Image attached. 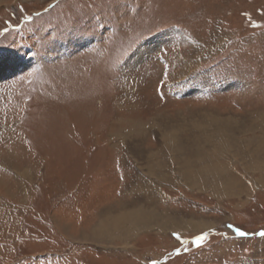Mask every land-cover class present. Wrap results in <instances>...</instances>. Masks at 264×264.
I'll return each instance as SVG.
<instances>
[{"label": "rangeland", "instance_id": "1", "mask_svg": "<svg viewBox=\"0 0 264 264\" xmlns=\"http://www.w3.org/2000/svg\"><path fill=\"white\" fill-rule=\"evenodd\" d=\"M0 66V264H264V0H0Z\"/></svg>", "mask_w": 264, "mask_h": 264}, {"label": "bare ground", "instance_id": "2", "mask_svg": "<svg viewBox=\"0 0 264 264\" xmlns=\"http://www.w3.org/2000/svg\"><path fill=\"white\" fill-rule=\"evenodd\" d=\"M4 68V67H3ZM2 68V66H0V74L1 73H3V72H5V69H3ZM261 119V118H260ZM238 128L239 127H237L236 129H232V128H230V130L229 131H227L226 132V129H224V130H222V131H220V132H218L216 135H218V134H220L219 136H220V138H218V139H216L217 141H218V145H219V148H220V150H223V152H225L226 150L227 151H231L232 149L233 150H238L239 151V153H240V156H241V160L242 161H246L245 159H246V157H250V144H248V142L250 141V140H248L247 142H245V143H240L238 140H234V138L231 136V134H236V135H240V134H242V131H240V129H239V133L238 132H236L237 130H238ZM229 133H231V134H229ZM166 136H165V140L167 141V144L169 145L168 147L172 150V151H175L176 153H178V154H181V152L182 151H180V149H179V145L177 144V141L175 140V139H173V136L171 135L172 134V132H166ZM261 134H264V128H262V130H261ZM129 137V136H128ZM224 137V138H223ZM263 138V139H262ZM262 140L259 138L258 139V141H259V145L261 144V146H259V149H261L260 151H261V154H262V156L264 157V135L262 136ZM250 143V142H249ZM235 147H236V149H235ZM250 150V151H249ZM255 150V149H254ZM254 150H252V152L254 151ZM259 151V152H260ZM258 152V151H257ZM188 155H186V157H187ZM148 157H152V155H150V156H146L145 158H146V160H147V162H148ZM205 157V156H204ZM204 157L202 158V160L203 161H205V160H210V159H212V158H210V157H205L206 159L204 160ZM197 160H199V158L198 157H196V158H194L193 160H192V158L190 157V156H188L187 158H183V159H181V161H184L186 164H188V163H190V162H194V163H198V161ZM178 161V160H177ZM176 161V162H177ZM254 162H257L256 160L254 161ZM261 162V161H260ZM148 163H150V162H148ZM193 163V164H194ZM208 163H211V165L212 164H214V161H212V160H210ZM226 164V163H225ZM260 164V163H259ZM182 165V164H181ZM187 166H190V165H187ZM154 167H157V168H154ZM161 168H163V166H157V165H155V166H153V165H149L148 167H147V172H148V175L150 174L152 177H156V178H154V179H156V180H158V178H157V176H158V174H156L155 172H159V170L161 169ZM165 168V167H164ZM202 170L204 169V168H201ZM208 170V169H207ZM210 170V169H209ZM214 169H212V171H213ZM248 170H250V172H258L259 170L257 169V168H252V167H248ZM188 171V170H187ZM200 171V170H199ZM199 171H194L195 173H193V171H188V174H186V175H183V177H184V181H185V183L186 184H188V186H190V187H194V188H198V184H200V187H201V185H204V186H210V185H212V186H215V187H218V186H221V189L224 191V192H227V193H234L233 191V188H234V185H236V184H238V183H235L236 182V176L233 174L232 175V173H230V172H228L227 173V175H228V177H226L227 175H224L222 172V170H217V169H215V172L213 173L211 170V172L213 173L212 174V176L211 177H206V178H203L202 177V179L200 178V177H198L197 176V174L199 173ZM205 171V170H204ZM203 171V173H206V172H204ZM246 172H247V170H245ZM198 172V173H197ZM260 172H261V174H262V176L264 175V171H262V169L260 170ZM197 173V174H196ZM247 176V175H246ZM250 176V175H249ZM248 176V177H249ZM255 176V175H254ZM262 176H260L261 178H263V180H261V181H258L259 179H257V183L256 184H261V183H263L264 182V176L262 177ZM210 180V181H209ZM208 181V182H207ZM221 181H224L223 183H220ZM228 181V182H227ZM200 182H202V183H200ZM264 185V184H263ZM205 189V188H204ZM219 191H220V188H219ZM141 204V203H140ZM142 205V204H141ZM132 208V207H131ZM139 208V207H138ZM133 209V208H132ZM151 209V208H150ZM137 210V209H136ZM146 210V209H145ZM126 211V210H125ZM131 211V210H130ZM147 211V210H146ZM139 214V212H134L133 213V217L134 218H136V216L135 215H137V214ZM138 216V218L136 219V220H140V221H146V219H148L149 221H151L152 220V218H156V217H160L161 215H159L157 212L155 213V212H151V213H148V212H143L142 214L140 213L139 215H137ZM162 216H163V218H162ZM161 216V218H162V221L161 222H158V221H156L155 223H157V224H159V225H161L162 227L161 228H163L164 227V229L168 226V224L169 223H172L173 224V226H176V227H174L175 228V232H181L182 231V225H178V224H176L175 222H172V220L171 219H169L167 222H165L164 220L166 219L165 218V215H162ZM130 218L133 220V218L128 214V213H123V214H119V216H116L115 217V225L116 226H118L119 224L118 223H121L122 221H124V220H130ZM135 220V219H134ZM133 220V221H134ZM111 223V222H110ZM142 223V222H141ZM146 224H148L147 222H145ZM168 223V224H167ZM180 223H182V222H180ZM108 224H109V222H108ZM146 224H144V223H142V224H140L139 226H138V224H131L133 227V229H136L137 231H140V227L141 226H144V228L146 229L147 227V225ZM101 224H99V226H100ZM105 225L107 226V223H105ZM113 225V224H112ZM125 226L124 224H121L120 226ZM98 226V227H99ZM105 226V227H106ZM104 227V226H103ZM112 227V226H111ZM181 227V228H180ZM126 228H128V227H126ZM129 228H130V226H129ZM100 229H101V227H100ZM99 229V230H100ZM116 229V228H115ZM148 229V228H147ZM135 231V230H134ZM97 232V231H96ZM100 232V231H99ZM105 232H107V231H105ZM170 232H172V231H170ZM101 233H103L102 232V230H101ZM96 234V233H95ZM104 234V233H103ZM107 234V236H108V233H106ZM100 235V234H99ZM105 236V235H104ZM110 237V236H109ZM108 237V238H109Z\"/></svg>", "mask_w": 264, "mask_h": 264}, {"label": "snow or ice", "instance_id": "3", "mask_svg": "<svg viewBox=\"0 0 264 264\" xmlns=\"http://www.w3.org/2000/svg\"><path fill=\"white\" fill-rule=\"evenodd\" d=\"M240 235H246L245 233H243V232H241L240 233ZM261 235H264V233H261ZM204 239V237L203 236H201V237H199V240H203Z\"/></svg>", "mask_w": 264, "mask_h": 264}]
</instances>
